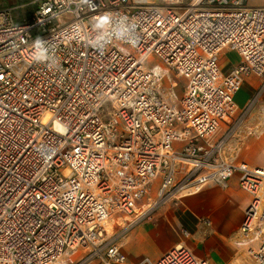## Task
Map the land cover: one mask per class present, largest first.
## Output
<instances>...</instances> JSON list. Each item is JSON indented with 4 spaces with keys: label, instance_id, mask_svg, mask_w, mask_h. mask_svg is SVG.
Listing matches in <instances>:
<instances>
[{
    "label": "built area",
    "instance_id": "built-area-1",
    "mask_svg": "<svg viewBox=\"0 0 264 264\" xmlns=\"http://www.w3.org/2000/svg\"><path fill=\"white\" fill-rule=\"evenodd\" d=\"M162 1L39 0L23 22L0 7V264H64L79 249L73 264L124 262L131 223L236 174L252 195L240 264H264V166L227 154L230 133L258 132L264 6ZM224 51L241 57L228 74ZM250 74L261 85L240 108ZM139 264L207 262L179 245Z\"/></svg>",
    "mask_w": 264,
    "mask_h": 264
},
{
    "label": "crops",
    "instance_id": "crops-1",
    "mask_svg": "<svg viewBox=\"0 0 264 264\" xmlns=\"http://www.w3.org/2000/svg\"><path fill=\"white\" fill-rule=\"evenodd\" d=\"M251 6H264V0H249ZM241 57L232 51H224L220 55V66L223 74H228ZM261 79L256 74L246 76L241 89L248 95L245 107L257 94ZM259 105L252 114L255 129L264 122V93L258 100ZM264 142V141H263ZM264 143L258 145L263 152ZM231 160H236L228 153ZM253 166H264V160L244 161ZM252 195L241 188L239 175L227 181V185L211 182L199 191L186 195L179 205L172 202L162 204L154 212L153 220L134 221L126 231L118 236L121 251L125 255L124 262L112 264H139L144 258L157 260L176 246L189 248L197 257L206 260L207 264H240L246 255V249L238 244L242 236L240 228ZM210 221L208 225L205 220ZM85 256L83 251L75 250L63 259L64 264H73ZM85 264H107L94 258Z\"/></svg>",
    "mask_w": 264,
    "mask_h": 264
},
{
    "label": "rangeland",
    "instance_id": "rangeland-1",
    "mask_svg": "<svg viewBox=\"0 0 264 264\" xmlns=\"http://www.w3.org/2000/svg\"><path fill=\"white\" fill-rule=\"evenodd\" d=\"M39 0H0V7H14V17L18 22L27 21L29 16L35 10ZM157 4H162V0H150ZM161 63V61H159ZM162 64V63H161ZM171 78L177 81V86L175 87V92L177 98L180 99L185 92V84L186 80L181 77H176V75H172ZM164 83L166 86L170 85L168 76L164 77ZM248 95H245V92L242 90L238 96L234 98L235 103L241 107L247 101ZM259 105L258 101L253 105L251 115L248 117L247 125L255 127L253 124L252 114L255 112L256 107ZM264 128V122L262 126L259 128ZM245 128L237 130L236 133H230V140L227 143V151L230 154H233L236 160H244L250 161V158H254L255 160H260L261 162L264 160V147L261 148L263 152H260L258 149V145L264 143V132L257 134L249 135L245 131ZM228 132L227 127L223 125L220 135ZM264 146V144H263ZM128 220H132L133 217H127ZM115 228H121V226L126 225L128 222H125L124 219L114 220ZM82 251V250H78ZM68 256V255H67ZM65 256V257H67ZM64 257V259H65Z\"/></svg>",
    "mask_w": 264,
    "mask_h": 264
},
{
    "label": "bare ground",
    "instance_id": "bare-ground-1",
    "mask_svg": "<svg viewBox=\"0 0 264 264\" xmlns=\"http://www.w3.org/2000/svg\"><path fill=\"white\" fill-rule=\"evenodd\" d=\"M111 222H112V219H111V221H109V224H112Z\"/></svg>",
    "mask_w": 264,
    "mask_h": 264
}]
</instances>
